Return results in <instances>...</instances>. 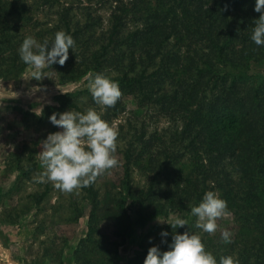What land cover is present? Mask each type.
I'll use <instances>...</instances> for the list:
<instances>
[{
	"label": "trees",
	"instance_id": "16d2710c",
	"mask_svg": "<svg viewBox=\"0 0 264 264\" xmlns=\"http://www.w3.org/2000/svg\"><path fill=\"white\" fill-rule=\"evenodd\" d=\"M68 1L0 0V80L13 81L28 68L18 54L26 37L42 43L64 31L75 47L63 66L45 72L56 73L60 84L103 73L121 91L113 107L96 108L103 120L118 119L124 98L131 97L138 107L171 119L176 128L146 135L140 122L138 135L129 136L120 152L122 177L109 194L114 215L100 216L94 182L81 188L89 208L87 232L60 258L55 249V262L117 264L119 247L131 238L135 224L170 213L190 214L213 191L233 215L231 243L198 233L192 217L177 232L188 227L198 233L217 260L231 256L236 264H264V81L248 74L251 65L264 66V47L250 39L260 15L255 0H97L115 3L106 30H98L101 21L91 6L82 5L93 0H78L76 6ZM43 11L52 19L40 20ZM82 97L88 109L97 106L84 90L59 95L56 105L39 115L13 110L41 125L54 112L87 110L79 105ZM20 163L15 166L19 185L29 177ZM135 172L144 178L142 188L133 185ZM127 202L136 208L134 221ZM82 213L74 209L70 219L77 221ZM162 230L171 242L170 225L160 226L130 264H144L152 246L168 250L161 243Z\"/></svg>",
	"mask_w": 264,
	"mask_h": 264
},
{
	"label": "rangeland",
	"instance_id": "374dc122",
	"mask_svg": "<svg viewBox=\"0 0 264 264\" xmlns=\"http://www.w3.org/2000/svg\"><path fill=\"white\" fill-rule=\"evenodd\" d=\"M70 1L71 3L75 1L73 6L78 3V0L68 2ZM82 3L83 6H91L93 16L100 19L101 27L98 30H106L115 3L97 0L90 2V5L85 1ZM44 14V11L39 13L38 18L42 21L52 19L50 16L45 18ZM79 15L76 14V19L80 18ZM45 69L42 70L43 76L38 81L31 76L30 68H26L13 81L0 80V264H57L55 258H60V253L62 251L65 253L67 247H74L87 232L89 208L82 200L80 189L64 192L56 189L52 182L41 180L44 171L40 160L41 142L48 134L60 129L50 124L49 120L41 125L35 124L31 119L24 120L21 113L13 110L16 107L39 115L46 106L56 105L59 95L89 91L88 77L84 76L79 82L60 84L56 73L45 72ZM248 74L256 75L264 81V66L251 65ZM85 103L87 97H82L79 100L80 107L87 108L88 105ZM124 103V113L116 120L106 121L118 134L116 151L113 153L117 164L94 181L101 217L114 215L109 194L113 193L112 186H117L122 177L120 152L125 142L130 139L129 136L138 135L140 122L145 123L146 135L176 128L171 119L155 115L149 107H138L131 97L124 98ZM97 107L93 108L97 110ZM120 126L123 129L119 130ZM18 160L24 170H29V177L23 178L20 185L17 179L21 173L15 169ZM133 179L134 186L138 188L144 186V178L139 173L135 172ZM43 193L45 196L37 201L35 198ZM74 209H83L77 221L70 219ZM125 209L134 221L135 206L127 202ZM175 217H181V214L155 216L147 219L142 225L135 224L131 238L119 247L117 264H130L144 243L154 237L157 228L171 223ZM182 217L188 222L191 220L190 214L186 213ZM232 220L231 213L218 218L217 229L211 235L222 238L224 230L231 231ZM55 249L57 254L54 258L52 256Z\"/></svg>",
	"mask_w": 264,
	"mask_h": 264
},
{
	"label": "clouds",
	"instance_id": "9594fccd",
	"mask_svg": "<svg viewBox=\"0 0 264 264\" xmlns=\"http://www.w3.org/2000/svg\"><path fill=\"white\" fill-rule=\"evenodd\" d=\"M254 11L260 15L250 39L257 47H264V0H255ZM74 47L73 37L58 31L51 40L45 39L42 43L26 37L18 54L31 69L33 79L38 81L43 69L57 64L63 66L69 59V50ZM88 89L94 104L102 106V110L113 107L121 96L119 84L103 73L90 74ZM48 119L60 131L48 134L41 142L40 160L44 167L41 180L52 182L61 191L72 192L90 186L98 176L116 166L113 153L118 134L94 108L84 112H54ZM227 215L230 212L226 201L213 191H207L201 202L190 210L193 227L208 234L216 231L217 219ZM167 224L172 229L171 242L165 239L168 231L162 230L159 235L168 250L162 252L158 245L150 247L144 264H236L231 256H221L217 260L206 251L201 236L190 228L187 227L183 234L178 233L177 229L188 225L187 219L175 217ZM231 235L227 230L222 232L226 244L231 243Z\"/></svg>",
	"mask_w": 264,
	"mask_h": 264
}]
</instances>
